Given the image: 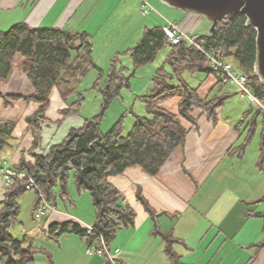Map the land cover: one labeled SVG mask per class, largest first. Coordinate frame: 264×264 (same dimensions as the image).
<instances>
[{"label":"crops","instance_id":"obj_1","mask_svg":"<svg viewBox=\"0 0 264 264\" xmlns=\"http://www.w3.org/2000/svg\"><path fill=\"white\" fill-rule=\"evenodd\" d=\"M149 2L157 12L142 15L141 0H0V30L25 22L32 27L85 31L92 36L93 51L97 47L101 49L95 62L105 68L108 62L100 56L125 55L146 27L163 26L166 20H171V7L158 0ZM108 28L112 31L107 32ZM22 61L20 54L13 56L10 76L0 81V95L27 97L33 93L22 71ZM150 66L155 73L157 63L153 61ZM192 75L198 77L196 86L201 95L225 93L222 105L213 118L195 111V124L182 120L187 129L184 143L174 149L155 175L134 166L120 175L108 177L135 211L134 224L118 229L111 244L120 248L118 259L125 264H172L165 252L162 234L170 233L176 238L172 248L180 264H264V246L259 245L264 241V216L247 214L253 210L264 212V161L258 165L263 117L256 111L253 113L251 105L237 102L226 88L229 83L220 81L221 76L205 72L189 76ZM94 77L95 73L91 72L82 78L77 88L87 89ZM148 86L143 85L138 90L143 93ZM49 98L45 112L48 122L42 126L38 153L60 143L70 129L81 127L85 118L98 114L100 107L97 96L90 93L78 115L58 123L60 110L72 98L64 100L57 87L51 90ZM37 108L38 104L23 98L12 99L6 105L0 96V120L15 122L10 145L0 154V160L7 165L17 163L21 153L32 146L33 135L26 118ZM250 128L253 130L251 139L244 149L237 150ZM256 136L257 145L248 155ZM69 192L72 199L69 204L74 207L66 213L58 212L54 222L73 219L91 226L94 209L88 195H76L74 188ZM138 192L154 210V216H150L137 199ZM83 196L86 211L78 207ZM2 198L3 187H0V200ZM60 236L64 237L58 242L59 261L54 260L53 264H106L104 256L85 252V238L74 233ZM63 255L66 256L64 262Z\"/></svg>","mask_w":264,"mask_h":264},{"label":"trees","instance_id":"obj_2","mask_svg":"<svg viewBox=\"0 0 264 264\" xmlns=\"http://www.w3.org/2000/svg\"><path fill=\"white\" fill-rule=\"evenodd\" d=\"M162 27H146L138 41L126 51L125 55L129 57L133 69L152 62L164 46L166 35ZM197 39L204 48L221 51L246 75L247 83L257 98L264 100V84L254 71L256 30L246 22L244 14L238 13L228 21H219L214 33L197 35ZM92 46L91 36L85 31L73 32L53 26L32 27L25 22L0 30V81L10 76L13 56L18 53L23 57L22 71L33 87V93L27 97L0 96L6 105L12 99L19 98L38 104L37 110L26 118L33 135L32 146L22 152L18 162L10 167L18 172L25 171L34 179L36 201L41 195L55 207L58 199L64 204L72 203L70 178L77 193L88 191L91 197L94 209L91 231L88 232L85 225L73 219L51 222L47 227V237L55 242H58L61 234L74 233L85 238L87 244L96 242L100 236L109 244L118 229L132 226L135 211L125 202L122 193L108 181V177L120 175L134 166L149 175H155L174 149L184 143L187 129L182 120L195 124V111L213 118L225 97V93L203 96L199 86L190 85L187 75L198 72L221 76L220 81L225 80V77L208 66L206 57L199 49L182 40L171 46L162 65L152 76L149 90L139 96L147 115L133 113L134 122L129 132L124 134L122 118L128 113L125 112L110 130L102 133L100 119L120 90L129 87V76L124 71L128 72L130 68L123 64L121 55L116 53L110 59L108 72L102 80L103 71L92 58ZM166 66L170 69L167 70ZM90 70L98 72L91 87L100 96L98 114L85 118L81 127L70 129L60 143L49 146L46 151L36 152L40 145L42 126L48 122L45 112L50 103L51 90L60 88L64 100L72 98L60 110L61 119L58 123L78 115L85 101V91H79L77 84ZM175 95L179 97L178 110L173 113L163 108L161 103ZM255 111L260 114L258 110ZM14 126V121L0 120V154L10 145ZM252 131V128L248 130L237 150L244 149L251 139ZM259 152L258 165L261 166L264 161V132ZM26 183V179L16 176L9 186L3 187V199L0 201V264H39L35 255L43 249L33 246L25 236L19 239L9 232V228L17 222L18 198L27 190ZM136 197L150 216H154V210L140 192ZM247 214L264 216V212L254 210ZM162 234L167 256L172 264H180L172 248L176 238L170 233ZM259 245L264 246V241ZM48 260L53 264L49 252ZM106 264L111 263L107 260Z\"/></svg>","mask_w":264,"mask_h":264},{"label":"rangeland","instance_id":"obj_3","mask_svg":"<svg viewBox=\"0 0 264 264\" xmlns=\"http://www.w3.org/2000/svg\"><path fill=\"white\" fill-rule=\"evenodd\" d=\"M147 1L149 2L150 0H147ZM152 1H156V0H151V2ZM155 11L156 9L152 11L151 13H154ZM169 12H170L169 18L171 19L170 21L175 20L179 28L181 30H184L186 33L190 35L194 33L207 34L210 31V26H211L210 21L207 18L199 14L182 11V10H176L173 8H170ZM110 31H112V29L108 28L107 32H110ZM102 33H103L102 31L99 32V34H102ZM102 35L100 36V38L102 37ZM91 39H92V36H91ZM100 40H97V42L101 43ZM170 49H171L170 45H164L157 52L153 61L157 63L158 67L162 65ZM99 50L101 49L97 47L95 48V51H92L93 60L96 59V54L99 52ZM113 56L112 55L109 56L107 54H103L102 56H100L102 57L101 59L104 58L105 62H108V66H106L105 68H102L101 65H99L96 62V64L103 71L102 80L105 78V75L108 72L109 61ZM121 56L120 58L123 61V64L130 68L128 72L124 71L126 76H129V87L122 88L119 92V95H117L111 100L109 106L105 110L104 115L100 119V124H99L100 130L102 133H106L108 130H110L112 125L116 121H118L121 118V116L124 115L123 113L125 112H128V113L122 118L123 120L122 128H123L124 134L128 133L129 130L131 129V126L134 122L133 113L140 115V116L141 114H144V116L147 115L143 102L140 100L139 96L143 93H146L150 88V85H151L150 80L154 73L150 66L151 62L146 63L136 69H133L131 67V61L129 57H127L126 55H121ZM165 68L167 70L170 69L168 66H166ZM91 72L95 73V77L91 85L87 89H79V88L77 89L79 91H85V99L88 94L93 93V95L95 94L97 96V100H100V96L98 95V93L91 90V87L93 86V83L95 79L97 78L98 72L96 70H90L84 77H86ZM197 78L198 77L193 76V75L192 76L187 75V80L192 86L197 85L198 83ZM146 84H149V86L146 90H143V93H142V90H138V88H141L143 85H146ZM226 88L231 91L230 93L232 94L233 97L237 99V102L241 104L247 103L249 106L251 105L253 113L255 112V107H253V105L248 100V98H242L240 94L237 92V90L235 89V87H233L230 84H227ZM178 98L179 97L177 95L169 97L161 103V106L173 113H176L178 110V100H179ZM227 105H228L227 103L224 104L223 106L224 109L226 108ZM257 141H258V138L256 136L252 141V144H251L252 146L249 147L248 155H250V151L255 147V145H257ZM69 186H70L69 190L71 191V189L74 188L72 178H70ZM75 192H76V195H78L76 190ZM82 193H85V195H88L89 201L90 203H92L89 192L84 191L80 193L81 195H84ZM36 199H37V195L34 189L25 190L19 196L18 198L19 213H18L17 222H15V224L9 228V232L19 239H22V237L25 236L26 240L30 242L33 246L40 247L43 249V251H40L35 255L39 264H42V262L46 264L49 263L48 262V252L51 255L52 261L54 260L59 261L60 252H59L58 242H62L64 236H59L58 242H55L54 240L49 239L47 237V227L51 222L55 221L54 217L58 214V212L66 213L67 209L70 210V207L73 208L74 206L69 203H66V206H65L64 203L60 199H58L57 207H56L57 212L50 214V215L43 216L40 219H34L32 215V208H33V205ZM0 207H1V203H0ZM78 207H79V210L84 209L83 211H86V203L84 204V196L83 198H81L80 204ZM112 241L113 240H111L109 243L110 247H114V245L111 244ZM64 261H66L65 255H63V262Z\"/></svg>","mask_w":264,"mask_h":264},{"label":"built area","instance_id":"obj_4","mask_svg":"<svg viewBox=\"0 0 264 264\" xmlns=\"http://www.w3.org/2000/svg\"><path fill=\"white\" fill-rule=\"evenodd\" d=\"M154 10L155 9L147 0H141L140 12L142 15H146ZM162 28L166 35V41L164 42V45L172 46L183 40L187 44L199 49L206 57L208 66L212 70L223 75L225 77V81L235 87L242 98H248L255 109L258 110L264 118V100L257 98L247 83L248 79L246 75L240 72L237 66L225 58L221 51L204 48L202 43L197 39V35L185 33L174 21L166 20ZM16 176L20 179L27 180L25 185L27 190L35 189L36 186L34 179L25 171L18 172L5 162L0 163V187L9 186ZM55 211L56 207L40 195L35 203L33 216L35 219H40L48 213ZM85 227H87L88 232L92 229V227L89 225H85ZM120 251L121 250L119 247H110V245L101 236L96 242L87 244L85 247V252L87 254H97L104 256L111 264H125L120 259H118Z\"/></svg>","mask_w":264,"mask_h":264},{"label":"water","instance_id":"obj_5","mask_svg":"<svg viewBox=\"0 0 264 264\" xmlns=\"http://www.w3.org/2000/svg\"><path fill=\"white\" fill-rule=\"evenodd\" d=\"M182 11L199 14L210 23L209 34L214 33L219 21H228L241 13L246 22L256 30V60L254 71L264 84V0H158Z\"/></svg>","mask_w":264,"mask_h":264}]
</instances>
